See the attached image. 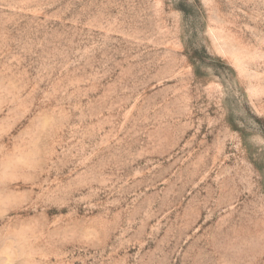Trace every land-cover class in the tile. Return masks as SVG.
<instances>
[{
	"label": "rangeland",
	"instance_id": "1",
	"mask_svg": "<svg viewBox=\"0 0 264 264\" xmlns=\"http://www.w3.org/2000/svg\"><path fill=\"white\" fill-rule=\"evenodd\" d=\"M0 264H264V0H0Z\"/></svg>",
	"mask_w": 264,
	"mask_h": 264
}]
</instances>
